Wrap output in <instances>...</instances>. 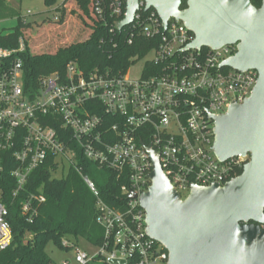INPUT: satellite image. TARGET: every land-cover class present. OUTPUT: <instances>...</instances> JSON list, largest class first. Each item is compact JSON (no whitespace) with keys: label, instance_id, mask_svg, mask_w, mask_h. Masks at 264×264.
Listing matches in <instances>:
<instances>
[{"label":"built area","instance_id":"obj_1","mask_svg":"<svg viewBox=\"0 0 264 264\" xmlns=\"http://www.w3.org/2000/svg\"><path fill=\"white\" fill-rule=\"evenodd\" d=\"M98 2L91 17L104 21ZM125 12L123 0H112L107 15L114 29L118 30ZM125 28H130L129 44L136 35L154 41L140 59L143 64L134 78L129 76L132 66L111 75L98 69L84 71L70 62L63 73L26 83L22 59L8 61L13 53L24 51L22 39L18 50L0 49V172L7 159L16 163L11 171L16 180L14 196L35 170L49 165L52 176L60 178L73 169L96 198L103 245L88 254L64 240L62 244L75 251L71 260L60 264H109L110 260L167 264V251L146 235L145 211L139 203L151 186L153 161L146 148L157 156L162 173L182 199L192 186L224 185L238 177L250 160L247 154L222 162L213 150V117L227 113L232 103L242 104L258 78L255 70L222 65L235 55L236 45L187 49L194 35L185 24L171 18L163 27L156 11H147L144 1ZM80 161L116 174L123 199L119 209L99 197ZM45 202L43 194L28 196L22 204L27 222L38 217ZM7 215L0 202V251L12 241Z\"/></svg>","mask_w":264,"mask_h":264},{"label":"water","instance_id":"obj_2","mask_svg":"<svg viewBox=\"0 0 264 264\" xmlns=\"http://www.w3.org/2000/svg\"><path fill=\"white\" fill-rule=\"evenodd\" d=\"M140 1L156 11L163 27L171 18L185 24L194 35L187 49L236 45L222 65L258 73L242 104L232 103L227 113L213 117L216 157L224 162L250 156L238 177L224 185L192 186L182 199L146 148L153 161L151 186L139 199L146 235L167 251V264H264V0L260 8L251 0H186L185 10L182 0H126L119 31L132 23Z\"/></svg>","mask_w":264,"mask_h":264},{"label":"trees","instance_id":"obj_3","mask_svg":"<svg viewBox=\"0 0 264 264\" xmlns=\"http://www.w3.org/2000/svg\"><path fill=\"white\" fill-rule=\"evenodd\" d=\"M69 0H63L62 7ZM105 13V20H95L92 9L96 0H76L77 6L91 22V34L84 42L59 48L55 53L33 54L28 44L22 52L13 53L8 61L21 58L24 63L26 83H34L41 76L53 72L63 73L68 63L74 62L84 71L98 69L111 75L125 73L131 66L142 59L154 46V41L136 35L131 44L127 33L130 28L118 31L108 17V8L112 0H98ZM260 8L262 0H251ZM56 0H44L46 7H52ZM56 6V5H55ZM126 0H123V11ZM187 8L186 0L181 1L180 10ZM59 9V8H57ZM58 24H63L65 10H61ZM17 16L16 26L9 33L0 32V49L18 50L20 40L31 27L23 23L18 14L0 0V19ZM113 30V31H112ZM133 58H137L132 61ZM3 72L0 66V74ZM5 159L6 155L2 156ZM79 162V161H78ZM84 173L91 178L98 190L99 197L109 206L119 209L122 197L116 174L109 170H100L88 161H80ZM0 172V202L7 210L6 221L10 226L12 241L0 251V264H54L45 249L49 243L62 251H69L64 240L78 242L82 239L92 247L103 245L102 228L96 223V198L79 175L70 169L62 178H54L49 165L35 170L29 177L26 186L14 196L16 180L11 174L16 163L11 158L2 162ZM31 194H43L46 202L39 207L38 217L32 223L22 215V204ZM128 264H133L129 262Z\"/></svg>","mask_w":264,"mask_h":264},{"label":"rangeland","instance_id":"obj_4","mask_svg":"<svg viewBox=\"0 0 264 264\" xmlns=\"http://www.w3.org/2000/svg\"><path fill=\"white\" fill-rule=\"evenodd\" d=\"M8 9L16 12L19 17H23L31 25L30 29L24 33L22 39L23 47L28 44L33 54L55 53L59 48H65L71 44L84 42L91 34L90 21L77 6L76 0H69L62 7L63 0H56V6L46 7L44 0H4ZM53 11L54 9H57ZM65 10L63 24L53 21V18L60 19L61 10ZM27 11L31 14L28 15ZM17 23V16L0 19V32L9 33ZM143 61L139 60L129 70L130 77L139 76ZM60 178L59 174L53 176ZM187 194H185L186 196ZM72 242L77 250H82L88 254H94L97 249L84 240ZM47 255L54 264H60L64 260H71L75 249L62 251L49 243L45 249Z\"/></svg>","mask_w":264,"mask_h":264}]
</instances>
